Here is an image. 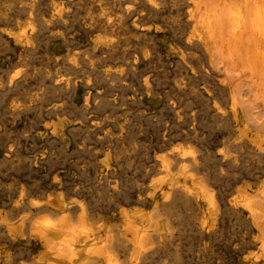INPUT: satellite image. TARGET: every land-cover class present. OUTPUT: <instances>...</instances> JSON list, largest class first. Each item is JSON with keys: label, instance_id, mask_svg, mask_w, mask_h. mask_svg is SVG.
<instances>
[{"label": "bare ground", "instance_id": "6f19581e", "mask_svg": "<svg viewBox=\"0 0 264 264\" xmlns=\"http://www.w3.org/2000/svg\"><path fill=\"white\" fill-rule=\"evenodd\" d=\"M131 1L133 2V4L131 5L129 4L128 6H124L123 8L121 7V5L124 1L121 0L118 3L119 7L116 8L117 14L115 18H113L114 20H112L111 15L106 12L103 13V15L105 16H102L99 14L96 16L97 13L95 14L91 13L92 15H90L89 17L86 16L87 21H88L87 23L90 25V28L85 30L87 34L89 33L88 38L86 39L87 41L89 40V44H91V46L90 45L89 46L91 48H89V50L84 52L82 56L80 55L81 56L80 61L78 57L79 55H77V53L79 54V52L77 53L75 52L72 54L71 52H68L65 56H63L62 59L61 58L60 59L62 60V62H65L66 65L69 66V68H72L75 70L78 69L79 63H83V62L85 64L88 63V65H90L91 68L90 69L88 68L89 70L87 69V71H90L89 72L90 74L87 76V78H89V81H91L92 80L91 74L93 73V70H94L92 68V65L96 64L94 61L95 57H97L98 55H103L101 58L103 60V59H107L110 57L113 58V56H118L122 59L121 61L122 69L120 72L111 71L112 73L111 74L109 73V75L124 79V76L126 75L123 74V71L125 69L126 71L134 72L137 68V64L139 63L148 64L154 60L155 56L154 57L152 56L150 49L148 48V46L150 45L148 46L146 45V42H145L146 40L144 36L145 34L147 35L150 31H152L153 28L161 29L163 27V23H167L169 25V29L170 27L171 29L172 27L178 29L176 35L179 40L178 41L179 43L177 46L179 48V51H178L180 55V56L178 55L179 60L184 64L183 66H185V68L187 67L188 70L191 71V73H188L185 71L186 70L185 69L184 71L186 73H184L183 75L181 74L182 77L179 78L181 79L180 82H175L173 86L175 90H177L175 97L170 96L173 113L178 118L177 123L176 122L175 123L176 125H178V127H180L179 125L180 123H178L179 122L178 120L182 121L181 118L183 117L184 122H186V124L191 123L189 122L190 119L191 121H193V124L191 126H188L187 129L183 128L181 132H178V130H176L177 132L173 133L172 129H171V132L169 133L166 131L164 132L162 131L163 132L162 137L160 136L161 134L159 135L157 132L156 139L158 141L160 140V142L156 141L157 143L155 142L156 143L155 145H152V143L149 144L150 142L148 141H147L148 144H146V141H144L145 142L144 144L143 143L140 144L139 141H137L136 139H127L128 137L126 138L125 135L128 136V134H125V135L120 134L122 129L119 132V134L114 138L107 137L108 136L107 132H105L107 141H110L106 147L102 146L106 138L104 141L97 138V140L95 139L93 140L94 142H88L86 140L80 141L78 139L77 148L80 151L90 153L95 159L98 155H100V153L103 154V158L101 160H96V162H94L92 158L89 160L85 159L88 157V153H87V157L82 159V162H81L82 164L80 165V169L82 168L84 169V171H86L89 168L88 164L90 163V160H91L93 161L92 166L94 170H95V166L97 167L103 166L105 168L106 177L103 178V180L105 179V181L102 180L103 182H98V183L96 182V184H94V183H91L85 177L86 180H88V183H90L89 185L88 184L86 185L84 181L83 183L81 182L80 184L76 183L75 181V183H71L69 185H67V183L65 182L66 183L65 185V183L62 180H60L61 176H63L61 174L65 170L59 171L57 168H55V170L52 171L51 168H49L51 170V171L49 170L50 174L52 173L51 185L55 189V193H47V196L44 199L43 198L39 199V197L36 198L35 196L32 197L33 194L31 195V191L34 190L33 189L34 187L32 184H35L36 182L35 183L34 181L33 183L31 182L32 183L31 184L32 186H31L29 183L27 184L26 181L25 182L21 181L20 185L17 186L19 190L16 189L18 193H16L14 196H9L10 197L9 201L5 202L4 201L5 198H4L2 201L3 203L2 204L0 203V264H12L13 256L11 253V248L8 245L15 243V241L18 239L23 240L25 238L29 240H32V239L36 240L37 244L41 247V251L39 252L38 256H35V259L33 260L34 264H152L154 259L156 258L157 259L162 258L164 261L162 264H169V262L174 258V256H178V243H179L178 235L180 234L179 233L180 229L178 230V228L176 227V222H178L177 213H179L177 212V210H179L181 206H185L186 209L188 208L190 210L192 209L191 211H194L193 215L188 214L190 217L191 215L194 216L192 217L193 220L191 222L192 224H191L190 231L192 232L191 233L192 235L199 238V241L203 243L206 249L210 246V242H214L216 238L215 236L219 235L218 233L221 232V229L223 230L222 228L224 226L223 220L226 214H228V216L229 215L237 216L239 220L241 219L243 221L242 225L240 226L241 228L239 230L237 229L239 233L235 235L234 231H232L234 235L233 237L231 235L230 237L227 236L228 239H225V240L226 241L228 240V243L227 245L225 243V245L228 246V248L231 250L233 254V257L237 261H239L240 264H264V0H183L182 1L183 4H181L182 5L181 8L174 7L176 8L177 11L182 9L181 12L176 14V15H179L180 17H178V19H175V20L173 19L168 20L167 18L168 16H171L170 13L172 14L173 12V9H171V7L174 5L175 2L178 3L179 2L178 0H131ZM73 2L75 1L74 0H30L27 4L25 2L26 5L19 7V9H14L12 11L6 12L5 19H3V17L1 16L0 18L2 20L1 19L0 20L4 21V23H6V21H11V22L14 21L15 23H17V25H19L18 18L16 17L18 15V12H20V10H23V11L25 10L28 14V21L26 25L24 23V26L19 27L17 31H10V32L7 31L9 32V34H5L4 31H2L3 29H6L4 26H2V30H0V45L2 46V44H5L6 46H3V47H6V48L11 47L10 48L11 50L13 48L12 52L9 50L10 54L7 56L9 61L15 57H18V60L26 56L28 57L30 53L33 54L34 52H38L40 50L39 49L40 47L43 53L47 52V50H49L46 48V44L48 42L47 38L51 36H55L56 34L50 33L51 35H47L45 37L43 36V34L45 33V30L47 29L48 32H50L52 28L54 27V24L55 25L58 24L56 22H61L62 25L63 24L67 25L66 20L69 19V16H71L72 11H73L71 10ZM137 3L138 5H136ZM6 4H9V3L6 2ZM12 4H11V7H12ZM130 6H132V8H130ZM102 9L104 10V7ZM114 12L115 11H113V14H115ZM167 12L169 13V15L167 14L168 16H165ZM71 18H73V15ZM77 19L78 20L76 21L80 20V18H77ZM82 23L84 24L83 21ZM58 26L60 27L61 25L59 24ZM61 29H58V30L60 31ZM65 30H66V27H65ZM95 31L103 32L104 35L102 36L103 33L102 34L100 33L101 34L100 35L98 32H96L98 34H93ZM129 31L131 32L133 31L132 34H134L136 37L140 35L141 33L143 37L136 38V37H132V35L130 36L127 35L124 37L121 36L122 38L120 41L113 42V41H110L108 36L105 34L107 32H117L119 34L124 35ZM57 35L63 39L62 41L67 43L65 41L67 40V36L64 35L63 32L57 33ZM150 37L151 36H149V38ZM175 40L177 42V39ZM121 43L122 44L132 43V45H130L126 49L124 47H120ZM174 47L177 48L176 46ZM155 49L156 48H153V50ZM4 51H5V48H4ZM40 52L41 51H39L38 53ZM50 52H49V59L53 58L54 60L59 62L60 59L58 57H60L61 55L52 53V51ZM33 55L32 56L30 55L31 58H33ZM41 57H43L44 59V56H41ZM162 58L163 57H161V59ZM157 60L155 61L157 62ZM27 61H28V58H27ZM217 63L228 64L229 69L230 68L233 69L234 67L236 69L243 68V69L248 70L252 76V80L250 82L251 84H248L249 82L248 83L245 82L249 86L247 85V87H242V85L230 80L229 77L227 79L226 78L227 76L225 77L224 75L216 71V66H218ZM36 65L38 66V64ZM97 65L99 69V66H100L99 63ZM105 65H106V62H105ZM112 65L113 64H111V66ZM24 66L26 65L24 64ZM23 67H22V69H24L23 71L20 69H17L18 67L16 68L17 70L14 68L16 71L14 70L15 72H13V74H10V76H7V77H4L5 72L2 74V72L0 71V91L4 93L6 92V94H8V96L6 95L5 97H9V93L7 91L11 92L10 91L11 89L14 90L16 88L18 90V88L23 87L24 85H27L25 84V82L26 80H29L28 78L30 77L29 75L31 74L30 73L31 68H29L30 71H28L27 66L26 68L25 67L23 68ZM219 67L220 66H218V68ZM226 67L227 66H225V68ZM164 70L165 68L163 69V71ZM163 71H160L161 74ZM180 71H183L182 68L180 69ZM173 72H174V69H173ZM69 73H71V71ZM147 73L148 72H146V74ZM177 73H178V69H177ZM40 74L44 76V79L48 78L46 77V74L45 75H43L44 73H40ZM84 74L82 75L81 73L82 76H85ZM95 74H96V71H95ZM129 74L130 73H128L126 77L128 78V76L131 75L129 77L130 82H133L134 78L132 75H134V73L130 75ZM226 74H228L227 71H226ZM70 75L74 76V74H70ZM62 76L56 80L55 84H53L52 86L53 89H63V90L65 89L66 90L68 89V87L70 86L72 82H75L73 81V78H71L70 76L68 77H65V76L62 77ZM75 76L77 75L75 74ZM154 76L152 74L153 78ZM98 77H95V78L100 79ZM192 77H194L195 80L200 79L202 85L198 83L201 86L196 88V86L194 85V79ZM127 78L125 79L127 80ZM156 79L155 80L153 79V80L156 81ZM109 80H111L110 77H109ZM150 80H151V76L149 74L144 76V86L146 88V94L148 91L151 92V90L153 89L152 86L150 85L151 84ZM33 81H34V78H33ZM50 81H49V84H50ZM89 81L87 80L86 83H88ZM122 82L123 81H121V83ZM180 83H183L186 87L190 86L192 90L193 88H195V90L191 91L190 93H192V95L195 96V98H197L196 96H199L200 99H203V101L206 102V105H205L206 107L209 106L208 104L209 101H206V99L208 98L207 100L211 101L210 102L212 103L211 119L214 122V124H216L215 131H213L210 134L209 132L205 133L203 129H201L203 125L200 129H199L200 125L199 127L196 126V122H197L196 112L194 110L190 111L191 109L189 108V106H192V105H189L190 102L192 101V98H191V101L189 100L190 102H188V100L187 102H184L185 101L183 100L184 97H181V95L182 94L184 95V93H188V92H186L187 88H181V86L179 85ZM45 84L47 83L45 82ZM116 84L117 83L115 82V85ZM36 85L38 86V84ZM47 87L48 89L50 88L49 85ZM116 87L114 86V88ZM42 88L44 87L42 86ZM120 88H123V87L120 86ZM33 89H35V86ZM161 89L165 90V88L163 87ZM40 90H36V93ZM103 90H107V88ZM117 90L120 91V89L118 88ZM128 90L129 89H127V91ZM110 91H112V89ZM125 91H124V94H125ZM204 92L206 93V96L208 97L206 96L204 97ZM22 93L25 96V91ZM164 93H165V96L166 95L169 96L171 92L165 91ZM64 94H65V91H64ZM89 94H91V92ZM150 94H152V92ZM188 95L185 94V97L186 96L188 97ZM61 96L62 95H60L59 97L61 98ZM95 96L97 97L98 95H95ZM95 96L93 99H95ZM100 98H101V95H100ZM48 99L50 100V97ZM65 99H67V97ZM127 99L128 98L126 96V101ZM44 100H45V97H44ZM121 100H123V98ZM136 100L133 101V103L136 102ZM86 101H89V100L87 99ZM199 101L202 102L201 100ZM106 103H108V101ZM192 103L193 101L191 102V104ZM29 105L31 106V104ZM96 105L98 106V104ZM61 106H63V104ZM102 107L100 109H102ZM56 108H57V105L55 104H52L49 106V109H52V110ZM104 108H107V107L105 106ZM37 109L38 107L35 108L36 111ZM72 109H73V106H72ZM209 109L210 108L208 107V110ZM167 110L169 111L168 108ZM80 111H82V109H80ZM111 111L113 112L112 109ZM129 111H131V109H129ZM198 111H200V109ZM205 111H206V108H205ZM205 111L203 110V112ZM23 112H26V111H23ZM86 112H87V109H86ZM139 112H141V110H139ZM160 112L162 113V111ZM98 113H100V111ZM70 114L72 113L70 112ZM75 114H72V115H75ZM2 115L4 116L7 114H2ZM38 115L41 116L40 113ZM84 115L85 113L83 114V116ZM129 115L131 116V114ZM102 116L103 115H101V117ZM163 116H166V115L163 114ZM81 118L82 117H80V119ZM106 118L104 119V121L107 120ZM98 119L100 123L101 121L100 117H98ZM3 120L5 119L2 118V121ZM130 120L132 119L130 118ZM149 120L147 119V121ZM108 121L110 120H107V122ZM117 121H119V119ZM165 121H167V119ZM172 122H173V119H172ZM107 125L106 127L108 128ZM151 125L153 126V123H151ZM116 126H118L117 123H116ZM148 127H150V124L148 125ZM157 127L158 126H156V128ZM3 128L5 129V127ZM83 128H82V131H84ZM116 129L118 130V128ZM73 132L75 133V131ZM147 132H149V130ZM27 133L22 134V135H16L14 138L11 137L12 140L9 138V136H6L7 141L9 138L11 142L4 143L5 144L4 159L14 162L17 160V158H19V156L23 153V151L28 150V139L30 136ZM41 133H42V130H41ZM19 134H20V131H19ZM211 139L215 140L216 142L221 143L222 144L221 148L214 149L212 146L213 142L208 143V141ZM181 140L187 141V144H183L184 142H182ZM53 141H55V139ZM150 147L152 148L151 150L153 151V155L151 156H150L151 153H149ZM143 149H145L146 151V152L144 151L143 153L144 157L138 158L137 157L139 155L138 152L140 151L142 152ZM45 153L46 151H44L40 157L38 156L36 157L35 156L36 154H33L32 157H34L35 159L37 158V160L38 158H40V161H42V164L44 165L45 163L49 161ZM245 154H247V156H249L250 154L251 156L255 155L257 157V161L251 165L245 164L244 162L242 163L241 160L245 158V157L243 158ZM52 157L51 158L54 159V156ZM256 157L253 156V158H256ZM23 159H24V156H23ZM67 159L68 158L66 157V160ZM132 159L134 160V163L136 162L135 168H137L138 174H135L137 177L135 176L136 178H135V182L133 183V185L129 184L131 186H128V184L124 185L125 178L123 182L120 179L122 178L120 176H122V173L124 174V172L128 171L127 170L128 168L131 169L132 165L131 167L129 166L131 163H133V161H131ZM28 161H29V157H28ZM55 161H56V158H55ZM123 162L127 164L126 167L124 164H122ZM56 163H59V162L56 161ZM13 164H15V162ZM17 164L18 163H16L15 165ZM73 164L75 163L73 162ZM76 164H78L77 159H76ZM67 165L68 163L65 164V166ZM1 167L3 168L2 165ZM16 167L14 169H16ZM25 167L26 165L24 166V168ZM71 167H73L72 164H71ZM16 170H15V174L17 173ZM19 172L20 171H18V173ZM101 173L102 172L100 171V176H101ZM9 174L11 175V173ZM95 175H96V172H95ZM32 176H33V172H32ZM92 177L95 178L94 176ZM244 177L253 178V181L248 182L247 184H244V185H238L239 183L238 184L234 183V186L232 187L233 188L232 191L230 190L231 187L229 188L230 192L227 190V192H229L227 194L228 197L222 192L224 190L220 189V187L223 186L222 184L225 183L226 181L233 180V182H238ZM26 178L28 177L26 176ZM13 179L11 180L10 178V181L11 182L13 181L14 183ZM31 179L33 178L31 177ZM38 180L42 181L39 178ZM94 180L96 181V178ZM17 182H18V179H17ZM92 182L94 181L92 180ZM132 182H133V179H132ZM243 182H245V179L243 180ZM38 187L39 186H36L35 189ZM44 188H41V190L42 189L44 190ZM224 189H225V186H224ZM45 190L47 191V189ZM4 192L5 190L3 191V193ZM85 193L88 194L90 198L92 197L93 199L91 198L92 200L90 201L88 200L89 202H85L86 200L84 201L78 198L79 195H83ZM75 194H78V197L75 196ZM0 198H1V195H0ZM34 210H37L38 213H34L36 212ZM110 211H112L113 215L111 214L112 216L108 218L110 214L107 217V213ZM13 215H17L18 219H15L16 221L12 220ZM115 218L117 219V221H112ZM188 219L190 220V218ZM182 222L181 224H183ZM224 237L222 238L223 241H224ZM8 242L10 244H8ZM200 248H202V246Z\"/></svg>", "mask_w": 264, "mask_h": 264}, {"label": "rangeland", "instance_id": "374dc122", "mask_svg": "<svg viewBox=\"0 0 264 264\" xmlns=\"http://www.w3.org/2000/svg\"><path fill=\"white\" fill-rule=\"evenodd\" d=\"M30 1V0H0V17L2 16L3 17V19H5L6 18V16H5V14H6V12H9V11H12V10H14V9H19V7H21V6H23V5H26L28 2ZM75 2H73V5H72V8H71V10H73L72 11V14H71V16H69V19L72 17V15H73V18H71L70 19V21H69V19H67L66 20V24L67 25H65V24H63L62 25V23L61 22H56V23H58V24H54V27L52 28V30L50 31V32H48V30L46 29L45 30V33L43 34V36H47V35H51V34H56L55 36H51V37H49V38H47V41L49 42H47V44H46V48L47 49H49V50H47V52H42V50H41V47L39 48L40 50L39 51H41L40 53H38V52H34L33 54H29L28 55V57L26 56V57H24V58H22V59H20V60H18V57H15V58H13L12 60H10L9 61V59L7 58V56L10 54V51L12 52L13 51V48H12V50L10 49L11 47H3V46H6L5 44H2V46L0 45V71L2 72V74L5 72V74H4V77H7V76H10V74H13V72H15L17 69H20V70H24V69H22V67L24 66V64L27 66V70L28 71H30V69L29 68H31V74L29 75L30 77L28 78L29 80H26V82H25V84H27V85H24L23 87H20V88H18V90H17V88L16 89H11L10 91L12 92V94H11V92H9V91H7L8 93H9V97H5L6 95L8 96V94H6V92L4 93V92H1L0 91V107L2 108H0V164L3 166V168L1 167V165H0V195H1V198H0V203L2 204L3 202V199H4V201L6 202V201H9V196H14L16 193H18V191L17 190H19V188L17 187V186H19L20 185V183H21V181L22 182H25L26 181V183L28 184H32L33 183V181H34V183L36 182L37 183V185H36V183L35 184H32L33 185V189L34 190H32L31 191V195H32V197L33 196H35L36 198H38L39 197V199H44L46 196H47V193H55V189L53 188V186L51 185V178H52V173L50 174V171L52 170V171H54L55 170V168H57L59 171H63V170H65L66 171V173H65V171H63L62 172V174L61 175H63V176H61V178H60V180H62L64 183L66 182L67 183V185H69V184H71V183H75V181H76V183H78V184H80L81 182L83 183V181L86 183V185L88 184H90V183H88V180L91 182V183H94V184H96V182L98 183V182H103V181H105V179L103 180V178H105L106 176H105V168L103 167V166H95V170H94V168H93V161L94 162H96V160H101L102 158H103V154L102 153H100V155H98L97 157H96V159L95 158H93V156L90 154V153H88V152H82V151H80L78 148H77V141H78V139L81 141V140H86V141H88V142H94L93 140L95 139V140H97V138L98 139H100V140H105V138H106V140L103 142V145L102 146H104V147H106L107 146V144L110 142V141H107V137H111V138H114V137H116L118 134H119V132L121 131V129H122V131L120 132V134H122V135H125V134H128V136L127 135H125V137L127 138V139H136L137 141H139V143L141 144V143H145L144 141H146V144H148V142H150L149 144H151L152 143V145H155L157 142H160V140L158 141L157 139H156V134H157V132H158V134L162 137V133L164 132V131H166V132H171V129H172V132L173 133H175V132H177L176 130H178V132H181V130L183 129V128H185V129H187L188 128V126H191L192 124H193V121H191V119H190V121L189 122H191V123H189V124H186V122H184V119H183V117L181 118V120L182 121H180V120H178L179 122L178 123H180L179 125H180V127H178V125H176V123H177V117L174 115V113H173V109H172V106H171V97H175V94L177 93V90H175V88L173 87L174 86V83L175 82H180V80L181 79H179L180 77H182L181 76V74L183 75L184 73H186V72H188V73H191V71L190 70H188V68L186 67L185 68V66H183L184 64L179 60V48L177 47L178 46V38H177V31H178V29H176V28H173L172 27V29H171V27H170V29H169V25L167 24V23H163V27L160 29V28H158V29H156V28H153L152 29V31H150L147 35L145 34V42H146V45L148 46V45H150V46H152V47H150V46H148V48L150 49V52H151V54H152V56L154 57V60L152 61V62H150V63H139V64H137V68H136V70L134 71V72H132V71H126V69L123 71V74H125L126 76H127V74L128 73H130V74H132V73H134V75H132L133 76V78L135 79H133V82H130V76H128V78L126 77V76H124V79H121V78H119V77H115V76H112V75H109V73L111 74L112 72H114V71H121V69H122V59L120 58V57H118V56H113V58H107V59H101L102 58V56L103 55H98L97 57H95L94 58V61H95V63L96 64H93L92 65V68L94 69L93 70V73L91 74V81H89V78H87V76L90 74L89 72L90 71H87V69L89 68H91V66L90 65H88V63H79V67H80V69H79V67H78V69L77 70H75V69H72V68H69V66L68 65H66V63L65 62H62V58H63V56H65L68 52H71V54L72 53H77V52H79V54L77 53V55H79L78 57H79V61L81 60V56L84 54V52H86L87 50H89V48H91L90 46H91V44H89V40L87 41V39L86 38H88V35H89V33L87 34V32L85 31L86 29H89L90 28V25L87 23L88 21H87V17H89L90 15H92L91 13H97L96 14V16L99 14V15H102V16H105V15H103V13H109L110 15H111V18H112V20H114L113 18H115V16H116V14H117V11H116V8L117 7H119V2L121 1H119V0H117V2H116V0H74ZM100 1V2H99ZM103 1H104V3H103ZM112 1V2H111ZM124 2L122 3V5H121V7L123 8L124 6H128L129 4L131 5V4H133V2L131 1V0H123ZM179 2L177 3V2H175L174 3V5L171 7V9H173V12H172V14L170 13V15L171 16H168L169 15V13L167 12L166 14H165V16H168V20H175V19H178V17H180L179 15H176V14H178L179 12H181L182 11V9L181 10H179V11H177L176 10V8H181V4H183V0H178ZM6 2L7 3H11L12 4V7H11V4L9 5V4H6ZM16 2H18V3H16ZM25 2H26V4H25ZM87 2V3H86ZM115 2V3H114ZM181 2V3H180ZM86 5H85V4ZM96 3V4H95ZM20 4V5H19ZM80 4V5H79ZM82 4V5H81ZM90 4V5H89ZM115 4V5H114ZM117 4V5H116ZM9 5V6H8ZM13 5H14V7H13ZM18 5V6H17ZM79 7H78V6ZM136 5H138V3L136 4ZM3 6V7H2ZM82 6H84V7H82ZM2 7V8H1ZM92 9H91V8ZM104 7V10L102 9ZM174 7H176V8H174ZM7 8V9H6ZM10 8V9H9ZM130 8H132V6H130ZM4 9V10H3ZM96 10V11H95ZM25 11V10H24ZM23 10H20V12H18V15L16 16L17 18H18V24L19 25H21V26H19V25H17V23H15L14 21H6V23H4V21H1L0 20V30H2V26H4L6 29H3L2 31H4V33L5 34H9V32L10 31H17L18 29H19V27H22V26H24V23H25V25H26V23H27V21H28V14H27V12L25 11L24 12ZM80 11V12H79ZM82 11V12H81ZM113 11H115L114 13L115 14H113ZM177 11V12H176ZM78 12H79V14H78ZM174 12H175V14H174ZM112 13V14H111ZM21 14H22V16H21ZM26 15V17H25V15ZM168 14V15H167ZM75 15V16H74ZM77 15V16H76ZM114 15V16H113ZM79 16V17H78ZM81 16V17H80ZM87 16V17H86ZM175 17V18H174ZM77 18H80V20L79 21H76V20H78ZM75 19V20H74ZM75 21V22H74ZM82 21L84 22V24L82 23ZM9 23V24H8ZM73 23H75V24H73ZM79 23V24H78ZM61 25L60 27L58 26V25ZM72 24V25H71ZM165 24V25H164ZM71 25V26H70ZM88 25V26H87ZM167 25V26H166ZM56 26V27H55ZM65 27H66V30H65ZM74 27V28H73ZM76 27H77V29H76ZM62 28V29H61ZM58 29H61L60 31L58 30ZM70 29V30H69ZM154 29H156V30H154ZM55 32H54V31ZM172 30V31H171ZM7 31H9V32H7ZM83 31V32H82ZM101 31V30H100ZM100 31H95L93 34H102L103 32H100ZM52 32H54V33H52ZM60 32H63V34L64 35H66L67 36V40H65L67 43H65L64 41H62L63 39L61 38V37H59L58 35H57V33H60ZM67 34H66V33ZM96 32H98V33H96ZM152 32V33H151ZM51 33V34H50ZM131 33V34H130ZM133 33V31L131 32V31H129V32H127L126 34H119V33H117V32H107V33H105L107 36H108V38H109V40L110 41H113V42H116V41H120L121 40V38L122 37H124V36H127V35H132V37H136L134 34H132ZM69 34V35H68ZM100 34V35H101ZM79 35V36H78ZM104 35V33L102 34V36ZM175 35H176V37H175ZM73 36V37H72ZM122 36V37H121ZM149 36H151L150 38H149ZM174 36V37H173ZM138 37H143L142 36V34L140 33V35H138L136 38H138ZM147 37V38H146ZM154 38V39H153ZM177 39V42H176V40L175 39ZM74 39V40H73ZM79 40V41H78ZM78 42H80V43H78ZM82 42V43H81ZM87 42V43H86ZM65 43V44H64ZM70 45H69V44ZM72 43H74V44H72ZM76 44H77V46H76ZM82 44V45H81ZM86 44V45H85ZM153 44V45H152ZM173 44H174V46H176L177 48H175L174 46H173ZM90 45V46H89ZM130 45H132V43H129V44H122L121 43V45H120V47H124V48H128ZM67 46V47H66ZM85 46H86V48H85ZM88 46V47H87ZM154 46V47H153ZM173 46V47H172ZM2 47V48H1ZM74 47V48H73ZM77 49H76V48ZM4 48H5V51H4ZM82 48V49H81ZM84 48H85V50H84ZM153 48H156L155 50H153ZM76 49V50H75ZM3 50V51H2ZM10 50V51H9ZM68 50V51H67ZM79 50V51H78ZM82 52H81V51ZM158 50V51H157ZM50 51H52V53H56V54H60L61 56L60 57H58L60 60H59V62H57L56 60H54L53 58H50L49 59V52ZM81 52V53H80ZM48 55H47V54ZM51 53V52H50ZM155 53V54H154ZM6 54V55H5ZM46 54V55H45ZM158 54V55H157ZM33 55V58H31V56ZM44 56V59H43V57H41V56ZM81 55V56H80ZM179 55V56H178ZM37 56V57H36ZM118 57V58H117ZM161 57H163L162 59H161ZM27 58H28V61H27ZM37 60H36V59ZM115 58H117V59H115ZM156 58V59H155ZM169 58V59H168ZM36 61H35V60ZM113 59H115V60H113ZM158 59V60H157ZM33 60V61H32ZM44 60V61H43ZM52 60V61H51ZM105 60V61H104ZM109 60V61H108ZM110 60H112V61H110ZM155 60H157V62L155 61ZM160 60H162V61H160ZM17 61V62H16ZM25 61V62H24ZM27 61V62H26ZM34 63H32V62ZM54 61V62H53ZM103 61V62H102ZM107 61H108V63H107ZM116 61V62H115ZM118 61V62H117ZM165 61V62H164ZM180 61V62H179ZM47 62V63H46ZM53 62V63H52ZM105 62H106V65H105ZM112 62V63H111ZM124 62V61H123ZM156 62V63H155ZM160 62H161V64H160ZM28 63H30V64H28ZM59 63V64H58ZM99 63V69H98V64ZM116 63V64H115ZM121 63V64H120ZM152 63V64H151ZM164 65H163V64ZM181 63V64H180ZM23 64V65H22ZM28 64V65H27ZM36 64H38V66L36 65ZM52 66H51V65ZM82 64V65H81ZM111 64H113L112 66H111ZM158 64V65H157ZM173 66H172V65ZM218 64V66H220L219 68H220V70H219V68H218V66H216V71H218V73H221L222 75H224L227 79H228V77H229V79L230 80H232L233 82H235V83H238V84H240V85H242V87H247V85L248 84H251L250 82H251V80H252V76H251V74H250V72L248 71V70H246V69H243V68H238V69H236V68H234L233 67V69L235 70H233V69H229V65L228 64H220V63H217ZM220 64V65H219ZM13 65V66H12ZM30 65V66H29ZM55 65V66H54ZM60 65V66H59ZM66 65V66H65ZM84 65V66H83ZM157 65V66H156ZM163 65V66H162ZM170 65V66H169ZM8 66V67H7ZM15 66V67H14ZM26 66H24L25 68H26ZM29 66V67H28ZM47 66V67H46ZM50 66V67H49ZM58 66V67H57ZM83 66V67H82ZM88 66V67H87ZM104 66V67H103ZM108 66V67H107ZM225 66H227L226 68H225ZM16 69L17 67V69L15 70L14 68ZM23 67V68H24ZM46 69H45V68ZM141 67H143V68H141ZM150 67V68H149ZM153 67V68H152ZM155 67V68H154ZM165 68V72L163 71V69ZM4 68V69H3ZM35 68H37V69H35ZM41 68V69H40ZM47 68H49V69H47ZM86 68V69H85ZM158 68V69H157ZM176 68V69H175ZM182 68V70L183 71H180V69ZM3 69V70H2ZM39 69V70H38ZM88 69V70H89ZM98 69V70H97ZM103 69V70H102ZM110 69V70H109ZM141 69V70H140ZM149 69V70H148ZM173 69H174V72H173ZM177 69H178V73H177ZM186 69V70H185ZM218 69V70H217ZM226 69H228V70H226ZM12 70V71H11ZM15 70V71H14ZM26 70V69H25ZM53 70V71H52ZM100 70V71H99ZM151 70V71H150ZM186 72H185V71ZM238 70V71H237ZM8 71H10V72H8ZM34 71H36V72H34ZM39 71H41V72H39ZM46 71V72H45ZM51 71V72H50ZM71 71V73H69ZM72 71H74V72H72ZM77 73H76V72ZM85 71V72H84ZM95 71H96V74H95ZM99 71V72H98ZM102 71V72H101ZM108 72V74H107V72ZM112 71V72H111ZM160 71H163L162 72V74H161V72ZM170 71V72H169ZM226 71H227V73L228 74H226ZM237 71V72H236ZM34 74H33V73ZM39 74H38V73ZM54 74H53V73ZM86 72H88V73H86ZM105 72V73H104ZM125 72V73H124ZM128 72V73H127ZM139 72V73H138ZM143 72V73H142ZM145 72V73H144ZM146 72H148L147 74H149L150 76H151V80H150V85L152 86V90H151V92H152V94H150L151 92L150 91H148L147 92V94H146V88H145V86H144V76L145 75H147L146 74ZM37 75H36V74ZM40 73H44L43 75H45L46 74V77H50L49 79L47 78V79H44V76H42ZM81 73H82V75L84 74V73H86V74H84L85 76H82L81 75ZM127 73V74H126ZM136 73V74H135ZM168 73V74H167ZM8 74V75H7ZM21 74V73H20ZM61 74V75H60ZM70 74H74V76H72V75H70ZM75 74L77 75V76H75ZM102 76H101V75ZM152 74H153V76H154V78L152 77ZM161 74V75H160ZM176 74V75H175ZM36 75V76H35ZM40 75H41V77H40ZM55 75V76H54ZM60 75V76H59ZM63 75V76H62ZM108 75V76H107ZM140 75H141V77H140ZM160 77H159V76ZM174 75V76H173ZM34 76V77H33ZM68 77V76H70L71 78H73V81H75V82H72L71 84H70V86L68 87V89H53L52 88V86H53V84H55V82H56V80L57 79H59V77ZM80 78H79V77ZM99 76V77H98ZM32 77V78H31ZM36 77V78H35ZM55 79H54V78ZM95 77H98V78H100V79H97V78H95ZM109 77H110V79L111 80H109ZM249 77V78H248ZM33 78H34V81H33ZM41 78H43V79H41ZM52 78V79H51ZM87 78V79H86ZM125 78H127V80L125 79ZM157 78V79H156ZM193 79H194V85L196 86V88L197 87H200L201 85H202V83H201V80L200 79H196L195 80V78L194 77H192ZM50 79H51V81H50ZM117 79V80H116ZM156 79V81H154V80ZM169 79V80H168ZM173 79V80H172ZM178 79H179V81H178ZM43 80V81H42ZM45 80H47V81H45ZM87 80L89 81L88 83H86L87 82ZM101 80V81H100ZM120 82H119V81ZM31 81V82H30ZM49 81H50V84H49ZM78 81V82H77ZM85 81V82H84ZM97 81V82H96ZM121 81H123L122 83H121ZM171 83H170V82ZM199 81V82H198ZM243 81H244V83H243ZM29 82V83H28ZM39 82V83H38ZM45 82L49 85V89H48V85L47 84H45ZM77 82V83H76ZM111 82H113V83H111ZM115 82L117 83L116 85H115ZM127 82V83H126ZM160 82V83H159ZM245 82H249L248 84L247 83H245ZM98 83H100V84H98ZM104 83V84H103ZM131 83V84H130ZM136 83V84H135ZM142 85H141V84ZM153 83V84H152ZM158 83H159V85H158ZM167 83V84H166ZM198 83H200V84H198ZM36 84H38V86L36 85ZM44 84V85H43ZM52 84V85H51ZM76 84V85H75ZM93 84V85H92ZM98 84V85H97ZM123 84V85H122ZM129 84V85H128ZM132 84H134V85H132ZM172 84V85H171ZM245 84H246V86H245ZM35 86V89H33L34 88V86ZM51 85V86H50ZM86 85V86H85ZM94 85H96V86H94ZM100 85V86H99ZM105 85V86H104ZM128 85V86H127ZM139 85H140V87H139ZM180 86H181V88H187V91L186 92H188V93H184V95L182 94L181 95V97H184L183 98V100H185L184 102H187V100H188V102H190L191 101V98H192V101H193V103L191 104V102H190V104L189 105H192V106H189V108L191 109L190 111H192V110H194L195 112H196V126H198L199 127V125H200V127H199V129L202 127V125H203V127L201 128V129H203V131L206 133H208L209 132V134L210 133H212L213 131H215L216 129H215V127H216V124H214V122L212 121V119H211V113H212V108H211V105H212V103H210L211 101L210 100H207L206 99V101H209V106H205L206 105V102H204L203 101V99H200L199 98V96H196L197 98H195V96H193L192 95V93H190L191 91H194L195 90V88H193V90L191 89V87L189 86V87H186L183 83H180L179 84ZM198 85V86H197ZM33 86V87H32ZM42 86L44 87V88H42ZM73 86V87H72ZM107 86H109V87H107ZM114 86L116 87V88H114ZM120 86H122L123 88H120ZM127 86V87H126ZM139 88H138V87ZM143 86H144V88H143ZM154 86V87H153ZM159 86V87H158ZM249 86V85H248ZM36 87H38V88H36ZM92 87V88H91ZM163 87V88H165V90L164 89H161V88ZM29 88V89H28ZM97 88V89H96ZM107 88V90H103V89H106ZM117 88L118 89H120V91L119 90H117ZM141 88H142V90H141ZM155 88V89H154ZM157 88V89H156ZM170 88V89H169ZM190 88V89H189ZM19 89H20V91H19ZM22 89V90H21ZM41 89V90H40ZM47 91H46V90ZM53 89V90H52ZM74 89V90H73ZM108 89H112V91H110V90H108ZM127 89H129L128 91H127ZM135 89H137V90H135ZM139 89V90H138ZM25 91V96H24V94L22 93V92H24ZM32 90V91H31ZM36 90H40V91H38L37 93H36ZM43 90V91H42ZM44 90H45V92H44ZM54 90H56V91H54ZM58 90H59V92H58ZM62 90H63V92H62ZM88 90V91H87ZM99 90V91H98ZM163 92H162V91ZM175 90V91H174ZM31 91V92H30ZM64 91H65V94H64ZM124 91H125V94H124ZM136 91V92H135ZM156 91V92H155ZM171 92L170 93V95L169 96H165V93L164 92ZM29 92H30V94H29ZM49 92V93H48ZM67 92H69V93H67ZM71 92V93H70ZM87 92H88V94H87ZM91 92V94H89ZM106 92V93H105ZM116 92V93H115ZM119 94H118V93ZM121 92V93H120ZM123 92V93H122ZM160 92V93H159ZM52 93V94H51ZM57 93H58V95H57ZM96 93V94H95ZM111 93H112V95H111ZM115 93V94H114ZM55 94V95H54ZM62 95L61 96V98L59 97L60 95ZM98 95L97 97L95 96V95ZM110 94V95H109ZM113 94H114V96H113ZM149 94V95H148ZM155 94V95H154ZM173 94H174V96H173ZM185 94L186 95H188V97L186 96L185 97ZM45 95V96H44ZM67 95V96H66ZM100 95H101V98H100ZM105 95V96H104ZM107 95H108V97H107ZM32 96V97H31ZM50 97V100L48 99L49 97ZM70 96H72V97H70ZM86 96H88V97H86ZM90 96V97H89ZM94 96H95V99H96V101H95V99H93L94 98ZM121 96H122V98H123V100H121L122 98H121ZM126 96H127V101H126ZM160 96V97H159ZM171 96V97H170ZM193 96V97H192ZM206 96V93L204 92V97ZM11 97H12V99H11ZM44 97H45V100H44ZM64 97V98H63ZM67 97V99H65ZM102 97H104V98H102ZM107 99H106V98ZM121 99H120V98ZM135 97H136V99H135ZM166 97H168V98H166ZM206 97H208V96H206ZM8 98V99H7ZM27 98H28V100H27ZM35 98H36V100H35ZM42 98V99H41ZM86 98V99H85ZM90 98V99H89ZM111 100H110V99ZM188 98V99H187ZM190 98V99H189ZM5 99V100H4ZM19 99V100H18ZM26 99V100H25ZM71 99V100H70ZM89 100V101H86V100ZM91 99H93V100H91ZM98 99V100H97ZM104 99V100H103ZM168 99V100H167ZM196 99V100H195ZM100 100V101H99ZM108 101V103H106L107 101ZM132 100V101H131ZM136 100V102H134L133 103V101H135ZM190 100V101H189ZM199 100H201L202 102H200ZM4 101V102H3ZM14 101H16V102H14ZM29 101V102H28ZM34 101V102H33ZM54 101V102H53ZM95 101V102H94ZM169 101V102H168ZM197 101V102H196ZM3 102V103H2ZM11 102H13V103H11ZM30 102H32V103H30ZM61 102H62V104H63V106H61L62 104H61ZM97 102V103H96ZM101 102V103H100ZM111 102H112V104H111ZM123 102V103H122ZM200 102V103H199ZM16 103V104H15ZM18 103V104H17ZM31 104V106L29 105V104ZM58 103H59V105H58ZM90 103H91V105H90ZM98 104V106L96 105V104ZM103 103V104H102ZM115 103V104H114ZM133 103V104H132ZM202 103H204V104H202ZM25 104V105H24ZM52 104H55V105H57V108L56 109H54V110H52V109H49V106L50 105H52ZM72 104V105H71ZM109 104V105H108ZM134 104H136V105H134ZM195 104V105H194ZM18 105V106H17ZM40 105H41V107H40ZM70 105H71V107H70ZM95 105H96V107H95ZM102 107V105H103V107H102V109H100L101 107ZM108 105V106H107ZM111 105H112V107H111ZM170 107H169V106ZM201 105V106H200ZM29 106V107H28ZM66 106V107H65ZM72 106H73V109H72ZM91 106V107H90ZM107 107V108H104V107ZM129 106V107H128ZM163 106V107H162ZM168 106V107H167ZM203 106V107H202ZM13 107V108H12ZM20 107H22V108H20ZM25 107H26V109H25ZM38 107V109H37V111L35 110V108H37ZM99 107V108H98ZM110 107V108H109ZM131 107V108H130ZM133 107V108H132ZM208 107L210 108L209 110H208ZM70 108H71V110H70ZM94 108V109H93ZM128 108V109H127ZM167 108L169 109V111L167 110ZM204 108V109H203ZM205 108H206V111H205ZM28 109H30V110H28ZM59 109V110H58ZM80 109H82V111H80ZM84 109V110H83ZM86 109H87V112H86ZM97 109V110H96ZM104 109V110H103ZM110 111H109V110ZM111 109L113 110V112L111 111ZM118 110V112H119V114H118V112H117V110ZM129 109H131V111H129ZM132 109H134V110H132ZM160 109V110H159ZM163 109V110H162ZM166 109V110H165ZM200 109V111H198ZM28 110V111H27ZM58 110V111H57ZM74 110H75V112H74ZM76 110H78V111H76ZM91 110H92V112H91ZM102 110V111H101ZM127 110V111H126ZM139 110H141V112H139ZM197 110V111H196ZM202 110V111H201ZM203 110L206 112V114H205V112H203ZM211 110V111H210ZM16 111H18V112H16ZM23 111H26V112H23ZM31 111V112H30ZM64 111V112H63ZM91 112V113H89V112ZM100 111V113H98V112ZM126 111V112H125ZM160 111H162V113L160 112ZM208 111H209V113H208ZM15 112V113H14ZM42 112V113H41ZM48 112V113H47ZM53 112V113H52ZM70 112L72 113V114H75L76 112V114L75 115H72V114H70ZM74 112V113H73ZM105 112V113H104ZM108 112H110V113H108ZM125 112V113H124ZM131 114V116L128 114ZM136 112V113H135ZM139 112V113H138ZM142 112H144V113H146V114H144V113H142ZM156 112V113H155ZM166 114H165V113ZM200 112V113H199ZM11 113V114H10ZM40 113V115L41 116H39L38 114ZM47 113V114H46ZM80 113H81V115H80ZM85 113V115L83 116V114ZM106 113H108V114H106ZM114 113V114H113ZM169 113V114H168ZM197 113H198V115H197ZM209 115H208V114ZM2 114H7V115H2ZM35 114V115H34ZM47 116H46V115ZM52 114V115H51ZM70 114V115H69ZM99 114V115H98ZM127 114V115H126ZM132 114H134V115H132ZM142 116H144L145 117V119H144V117H142ZM151 114V115H150ZM162 116H161V115ZM163 114L164 115H166V116H163ZM9 115V116H8ZM13 115V116H12ZM49 115V116H48ZM78 115H80V116H78ZM101 115H103L102 117H101ZM106 115V116H105ZM113 115V116H112ZM119 115V116H118ZM150 115V116H149ZM206 115H208V116H206ZM2 116V117H1ZM5 116H6V118H5ZM8 116V117H7ZM50 116H51V118H50ZM71 118H69V117ZM92 116H94V117H92ZM135 116V117H134ZM26 117H27V119H26ZM29 117V118H28ZM32 117V118H31ZM43 117V118H42ZM62 117H63V119H62ZM77 117V118H76ZM80 117H82L81 119H80ZM88 117H89V119H88ZM98 117H100V123H99V119H98ZM104 117V118H103ZM107 117V118H106ZM112 117H113V119H112ZM116 117H117V119H116ZM132 119V120H130V118ZM141 117V118H140ZM158 117V118H157ZM161 117V118H160ZM173 117V118H172ZM2 118H4L5 120H3L2 121ZM42 118V119H41ZM61 118V119H60ZM92 118H94V119H92ZM102 118V119H101ZM107 119V120H110V121H108L107 122V120H105L104 121V119ZM111 118V119H110ZM134 118V119H133ZM138 118H140V119H138ZM200 119V121H199V119ZM60 119V120H59ZM86 119V120H85ZM91 119V120H90ZM119 119V121H117ZM142 119V120H141ZM147 119L149 120V121H147ZM158 119V120H157ZM161 119H162V121H161ZM167 119V121H165ZM172 119H173V122H172ZM14 120V121H13ZM53 120V121H52ZM83 120H85V121H83ZM87 120H89V121H87ZM98 120V121H97ZM103 120V121H102ZM114 120V121H113ZM152 120V121H151ZM170 122H169V121ZM10 121V122H9ZM54 121H56V122H54ZM58 121V122H57ZM61 121V122H60ZM158 121V122H157ZM161 121V122H160ZM203 121V122H202ZM3 122V123H2ZM4 122H5V124H4ZM26 122H28V123H26ZM63 122V123H62ZM113 123V125H112V123ZM118 124V126H116V123ZM119 122V123H118ZM149 122V123H148ZM155 122H157V123H155ZM176 122V123H175ZM8 123H10V124H8ZM13 123V124H12ZM50 123V124H49ZM62 123V124H61ZM87 123V124H86ZM101 123H102V125H103V127H102V125H101ZM110 123V124H109ZM140 123H142V124H140ZM147 124V126H146V124ZM151 123H153V126L151 125ZM182 123H183V125H182ZM206 123H207V125H206ZM211 123V124H210ZM26 124V125H25ZM80 124V125H79ZM108 124V125H107ZM150 124V127H148V125ZM157 124V125H156ZM173 124H174V126H173ZM33 125V126H32ZM40 125H41V127H40ZM63 125V126H62ZM93 125V126H92ZM106 125L108 126V128L106 127ZM111 125H112V127H111ZM115 125V126H114ZM163 125V126H162ZM169 125V126H168ZM172 125V126H171ZM185 125V126H184ZM206 125V126H205ZM7 126H8V128H7ZM11 126V127H10ZM16 126V127H15ZM26 126V127H25ZM120 126V127H119ZM128 126V127H127ZM155 126V127H154ZM156 126H160L159 128L157 127L156 128ZM168 126V127H167ZM2 127V128H1ZM3 127H5V129L3 128ZM84 127V128H83ZM96 127H97V129H98V131H97V129H96ZM100 127V128H99ZM163 127V128H162ZM167 127V128H166ZM171 127H173V128H171ZM11 128H12V130H11ZM80 128V129H79ZM82 128H83V130L84 131H82ZM102 128V129H101ZM105 128H106V130H105ZM116 128H118V130L116 129ZM151 128V129H150ZM174 128H176V129H174ZM181 128V129H180ZM3 129V130H2ZM73 129V130H72ZM104 129V130H103ZM169 129V130H168ZM9 130V131H8ZM28 131V133H27V131ZM41 130H42V133H41ZM80 130V131H79ZM111 130V131H110ZM145 130V131H144ZM149 130V132H147ZM152 130H153V132H152ZM155 130H157V131H155ZM175 130V131H174ZM18 131V132H17ZM19 131H20V134H19ZM21 131H22V133H21ZM26 131V132H25ZM37 131H39V132H37ZM73 131H75V133L73 132ZM77 131V132H76ZM79 131V132H78ZM103 131V132H102ZM132 131V132H131ZM163 131V132H162ZM30 132V133H29ZM85 132V133H84ZM89 132H91V133H89ZM105 132H107V137L105 136ZM109 132V133H108ZM115 132V133H114ZM117 132V133H116ZM129 132V133H128ZM155 132V133H154ZM25 133H27L30 137H29V139H28V150L27 151H23V156H24V159H23V156H22V154L19 156V158H17V160L16 161H14L15 162V164L16 163H18L17 165H15V164H13L14 162H11L10 160H6V159H4V146H5V142L7 143H10L11 142V140H12V138H14L16 135H22V134H25ZM41 133V134H40ZM79 135H78V134ZM82 133V134H81ZM140 133V134H139ZM154 133V134H153ZM72 134V135H71ZM96 134V135H95ZM99 134H100V136H99ZM102 134V135H101ZM150 134V135H149ZM36 137H34V136ZM43 135H44V137H43ZM131 135H132V137H131ZM139 135V136H138ZM149 135V136H148ZM4 138H3V137ZM6 136H9V138L11 139H9L8 138V141H7V138H6ZM32 136V137H31ZM39 136V137H38ZM48 136H49V138H51V139H49L48 138ZM79 136V137H78ZM84 136V137H83ZM2 137V138H1ZM12 137V138H11ZM76 137V138H75ZM81 137H82V139H81ZM137 137V138H136ZM152 137V138H151ZM32 138V139H31ZM104 138V139H103ZM45 139H47V140H45ZM55 139V141H53ZM148 139V140H147ZM75 142H74V141ZM32 141H33V143H32ZM45 141H46V143H45ZM79 141V142H80ZM141 141V142H140ZM148 141V142H147ZM157 141V142H156ZM182 141V140H181ZM31 142V143H30ZM53 142H55V143H53ZM156 142V143H155ZM182 142H184L183 144H187V141H185V140H183ZM212 143V146H213V148L214 149H217V148H221V146H222V144L221 143H219V142H216L215 140H213V139H211V140H209L208 141V143ZM42 143V144H41ZM53 143V144H52ZM59 146H58V145ZM63 146H62V145ZM76 144V145H75ZM105 144V145H104ZM60 145H61V147H60ZM35 146V147H34ZM38 146H40V147H38ZM52 146V147H51ZM37 147V148H36ZM49 147V148H48ZM63 147V148H62ZM103 147V148H104ZM75 148V149H74ZM102 148V149H103ZM75 151H74V150ZM76 149H78V150H76ZM152 148L150 147V149H149V153H151L150 154V156L151 155H153V151L151 150ZM53 150V151H52ZM63 150V151H62ZM152 152H151V151ZM44 151H46V153H45V155L47 156V159L49 160L47 163H45L44 165L42 164V161H40V158H38V160H37V158L35 159L34 157H32V155L33 154H36L35 156L37 157H40L41 155H42V153L44 152ZM144 151H145V149H143V151L141 152H138L139 153V155L137 156L138 158H143L144 157ZM42 152V153H41ZM58 152V153H57ZM72 152V153H71ZM74 152H75V154H74ZM77 152V153H76ZM146 152V151H145ZM60 153V154H59ZM66 153H68V154H66ZM79 153V154H78ZM83 153H85V154H83ZM87 153H88V157H87ZM141 153V154H140ZM25 154V155H24ZM49 154V155H48ZM72 154V155H71ZM78 154V155H77ZM57 155V156H56ZM68 155V156H67ZM71 155V156H70ZM102 155V156H101ZM249 155V154H248ZM22 156V157H21ZM29 157V161H28V157ZM52 156H54V159H52L53 157ZM253 156L254 157H256L255 155H252L251 156V154L249 155V156H247V154H245L244 156H243V160H241V162L243 163H245V164H248V165H251V164H254V162H256L257 161V157L256 158H253ZM52 157V158H51ZM65 157V158H64ZM66 157L68 158L67 160H66ZM85 157H87V158H85ZM31 158V159H30ZM55 158H56V161H58L59 163H56V161H55ZM79 158V159H78ZM80 158H81V160H80ZM83 158H85L86 160H89V159H93V161H91L90 160V163L88 164V166H89V168L86 170V171H84V169H80V165L82 164L81 162H82V159ZM248 158V159H247ZM76 159H77V162H78V164H76ZM84 159V160H85ZM256 159V160H255ZM5 160V161H4ZM24 160V161H23ZM27 160V161H26ZM31 160H33V161H31ZM36 160V161H35ZM52 160V161H51ZM64 160V161H63ZM253 160H255V161H253ZM7 161V162H6ZM63 161V162H62ZM131 161H133V163H134V160L132 159ZM2 162V163H1ZM3 162H5V163H3ZM11 162V163H10ZM25 162V163H24ZM41 162V163H40ZM54 162V163H53ZM62 162V163H61ZM68 163V165L67 166H65V164L66 163ZM73 162L75 163V164H73ZM20 163V164H19ZM22 163H23V165H22ZM33 165H32V164ZM37 163V164H36ZM52 163V164H51ZM65 163V164H64ZM80 163V164H79ZM133 163H131L130 164V166L129 167H131V165H132V167H131V169L130 168H128L127 170L128 171H126V172H124V174L122 173V176H120V177H122V178H120L122 181L124 180V178H125V182H124V185L125 184H128V186H131V185H133V183L135 182V178L137 177L135 174H138V171H137V168H135V163L133 164ZM4 164V165H3ZM8 164H9V166H8ZM56 164V165H55ZM61 164V165H60ZM70 164V165H69ZM71 164H72V166L73 167H71ZM91 164V165H90ZM122 164H124L125 165V167H126V163L125 162H123ZM5 165H6V167H5ZM23 167H22V166ZM26 165V167L24 168V166ZM78 165V166H77ZM13 166V167H12ZM16 167V169H14L15 167ZM31 166H32V168H31ZM50 166V167H49ZM53 166V167H52ZM64 166V167H63ZM78 169H77V168ZM92 167V168H91ZM97 167V168H96ZM102 167V168H101ZM12 170H10V169ZM19 168V169H18ZM23 169V171H22V169ZM31 170H30V169ZM49 168H51V170L49 169ZM21 169V170H20ZM67 169V170H66ZM89 169H90V171H89ZM103 169H104V171H103ZM130 169V170H129ZM134 169V170H133ZM15 170L17 171V173H18V171H20L18 174L16 173L15 174ZM29 170V171H28ZM34 170H36V171H34ZM48 170V171H47ZM50 170V171H49ZM97 170V171H96ZM126 170V169H125ZM3 171V172H2ZM70 171V172H69ZM88 171V172H87ZM96 172V175H95V172ZM100 171L102 172L101 173V176H100ZM32 172H33V176H32ZM36 172V173H35ZM89 172H90V174H89ZM92 172V173H91ZM9 173H11V175L9 174ZM12 173H13V175H12ZM69 173V174H68ZM127 173V174H126ZM128 173H129V175H128ZM132 173V174H131ZM4 174V175H3ZM15 174V175H14ZM20 174H22V175H20ZM43 174H45V175H43ZM47 174V175H46ZM87 174V175H86ZM133 174H134V176H133ZM7 177H6V176ZM9 175V176H8ZM28 177V178H26V176ZM68 175V176H67ZM79 175H80V177H79ZM83 175H84V177H83ZM86 175V176H85ZM126 175V176H125ZM128 175V176H127ZM132 175V176H131ZM2 176H3V178H2ZM10 176H12V177H10ZM15 176V177H14ZM43 178H42V177ZM44 176H46V177H44ZM65 176V177H64ZM92 176H94L95 178H96V181L94 180L95 178H93ZM136 176V177H135ZM31 177L33 178V179H31ZM88 179V180H86V178ZM91 177H92V179H91ZM10 178H11V180L13 179L14 180V183H13V181L11 182L10 181ZM38 178L39 179H41L42 181H40V180H38ZM83 178V179H82ZM90 178V179H89ZM249 178V179H248ZM244 177V178H242L243 180L245 179V182H243V180H242V182H241V180H239L238 182H233V180H229V181H226L225 183H223L222 185L223 186H221L220 187V189L221 190H224V191H222L227 197H228V193L230 192V190L232 191V187L234 186V183H239L238 185H244V184H247L248 182H252L253 181V178H250V177ZM16 179V180H15ZM17 179H18V182H17ZM82 179V180H81ZM132 179H133V182H132ZM7 180H8V182H7ZM28 180H30V181H28ZM32 180V181H31ZM38 180V181H37ZM44 180V181H43ZM47 180V181H46ZM92 180L94 181V182H92ZM101 180V181H100ZM103 180V181H102ZM246 180H247V182H246ZM40 181V182H39ZM61 181V182H62ZM71 181H73V182H71ZM32 182V183H31ZM127 182V183H126ZM129 182H131V183H129ZM4 183V184H3ZM66 183H65V185H66ZM84 183V184H85ZM15 184V185H14ZM129 184H131V185H129ZM31 185V186H32ZM43 185H45V186H43ZM9 186V187H8ZM36 186H39L38 188H36L35 189V187ZM41 186V187H40ZM127 186V185H126ZM224 186H225V189H224ZM45 187V188H44ZM231 187V188H230ZM12 188V189H11ZM41 188H44V190L42 191L41 190ZM229 188H230V190H229ZM5 190V192L3 193V191ZM9 189H10V191H9ZM17 189V190H16ZM45 189H47V191L45 190ZM37 190V191H36ZM38 190H39V192H38ZM227 190L229 191V192H227ZM2 191V192H1ZM9 191V192H8ZM42 192V194H41V192ZM45 191V192H44ZM226 191V192H225ZM14 192V193H13ZM36 192H38V193H36ZM44 192V193H43ZM11 193H13V194H11ZM46 194V195H45ZM86 195V196H85ZM43 196V197H42ZM75 196H77L78 197V194H75ZM78 198H80V199H82V200H86L85 202H89L90 200H92L91 198H90V196L88 195V194H83V195H79V197ZM181 199H183V198H181ZM228 199V198H227ZM89 200V201H88ZM185 206H181L180 207V209L179 210H177V212H179V213H177V215H178V222H176V227L178 228V230H179V233L181 234H179L178 235V256H174V258L169 262V264H240L239 263V261H237L234 257H233V254H232V252H231V250L228 248V246H226L227 245V243H228V240L226 241L225 239H228V237H230V235L233 237V235H234V233H235V235L237 234V233H239L238 232V230L241 228L240 226L242 225V223H243V221L240 219L239 220V218L237 217V216H235V215H229L228 216V214H226V216H225V218H224V226L222 227L223 228V230L221 229V232L220 233H218L217 235L218 236H215L216 238H215V240H216V242H215V240H214V242H210V246L206 249L205 247H204V245H203V243H201L200 241H199V238H197L196 236H194V235H192L191 233V231H190V228H191V222H192V220H193V218L192 217H194V216H192L193 215V213H194V211H191L190 209H186V207L184 208ZM182 209H184L185 210V212H184V210H182ZM188 211V213H187V211ZM34 211H36V212H34ZM33 212L34 213H38V211L37 210H34ZM116 212V211H115ZM39 213H40V211H39ZM110 214V215H109ZM113 215V213H112V211H110V212H108L107 213V217H108V215H109V217L108 218H110L112 215ZM186 214V215H185ZM190 214H192L191 215V217L189 216ZM15 216V217H14ZM181 218H180V217ZM189 216V217H188ZM117 218V217H116ZM114 219V220H112V221H117V219ZM180 218V219H179ZM188 218H190V220L188 219ZM229 218V219H228ZM15 219H18V217H17V215H13V217H12V220H14V221H16ZM184 219V220H183ZM187 219V220H186ZM231 219V220H230ZM235 222H234V221ZM183 221V222H182ZM181 222L183 223V224H181ZM189 222V223H188ZM232 222V223H231ZM188 223V224H187ZM228 226H227V225ZM185 225V226H184ZM187 225V226H186ZM227 227V228H226ZM238 229V230H237ZM230 230V231H229ZM236 230V231H235ZM232 231H234V233L232 232ZM223 232V233H222ZM229 232H230V234H229ZM226 233V234H225ZM187 234V235H186ZM221 234V235H220ZM223 234V235H222ZM225 234V235H224ZM228 234V235H227ZM224 236H228L227 238L226 237H224ZM224 237V241H223V238ZM181 239V240H180ZM197 239V240H196ZM218 239V240H217ZM198 241V242H197ZM201 243V244H200ZM211 243H212V245H211ZM218 243V244H217ZM225 243H226V245H225ZM8 244H10L9 242H8ZM184 246H183V245ZM202 246V248H200L201 246ZM8 246H10V248H11V253H12V256H13V261H14V263H13V261H12V264H29V263H31V264H34V262H33V260L35 259V256H38V254H39V252L41 251V247L37 244V242H36V240H34V239H32V240H29V239H27V238H25V239H23V240H16L15 241V243H13V244H11V245H8ZM197 249H198V251H197ZM202 249V250H201ZM30 250V251H29ZM204 251V252H203ZM202 253H204V254H202ZM215 253H217V254H215ZM34 254V255H33ZM214 254V255H213ZM218 254H220V255H218ZM208 255V256H207ZM16 258H15V257ZM30 256V257H29ZM211 256V257H210ZM178 257V258H177ZM200 257V258H199ZM31 258H33V259H31ZM176 258H177V260H176ZM197 258H199V259H197ZM219 258H221V259H219ZM233 258V259H232ZM189 259V260H188ZM208 259V260H207ZM17 260V261H16ZM157 260V261H156ZM221 260V261H220ZM218 261V262H217ZM155 262V263H154ZM164 261H163V259L162 258H156V259H154V261H153V263L152 264H162ZM209 262V263H208ZM220 262V263H219Z\"/></svg>", "mask_w": 264, "mask_h": 264}]
</instances>
